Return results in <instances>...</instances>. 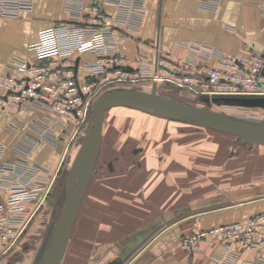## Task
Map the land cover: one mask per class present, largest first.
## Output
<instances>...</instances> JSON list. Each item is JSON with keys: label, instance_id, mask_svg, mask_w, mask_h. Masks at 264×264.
<instances>
[{"label": "crops", "instance_id": "obj_1", "mask_svg": "<svg viewBox=\"0 0 264 264\" xmlns=\"http://www.w3.org/2000/svg\"><path fill=\"white\" fill-rule=\"evenodd\" d=\"M208 1L144 0L141 25L135 38L124 43L126 53L134 58L139 47L146 51V58L152 60V45L159 37L162 50L173 61L188 58L190 50L184 42H197L225 53L249 49L264 56V0H217L213 7ZM68 2L32 0L31 7L20 10L16 17L0 15V75L9 72L8 62L13 55L36 60L35 50L29 47L39 40L40 32L58 22L73 20ZM99 2L106 11L115 12L113 5L103 0ZM75 58L77 62L79 58L80 63L95 59L91 53L76 55ZM213 61L212 57L200 59L205 65H211ZM210 97L217 104L226 103L239 109L264 108V94H217ZM107 110L146 111L125 106ZM107 110L95 165L59 264H224L221 258L225 249L219 241L201 240L197 248L191 250L181 246L180 239L198 229L240 221L264 212V161L262 166L251 169V172V163L247 164L244 184L208 193L200 187L183 190L179 196L183 199V207L177 212L175 194L172 193L166 205L160 207L155 183L148 184L146 188L148 192L154 187V195L137 196L135 176L117 164L123 152L113 158L106 157L103 165L100 164L101 169L97 170L101 146L105 142L104 145L110 148L114 143L111 131L107 140L104 138ZM114 116L111 115L112 119ZM90 125L91 113L83 120L75 121L36 106L0 111V143L4 146L0 162L19 166L38 164L50 170L36 179L30 178L22 168L12 174L27 189L38 185L41 190L24 203L22 212L26 221L15 240L0 252V264H39L44 257L65 202L72 162ZM166 128H171V125ZM125 131L127 133V129ZM124 139L123 146L136 143L132 154H141L144 147H148L143 144V139L136 142ZM23 146L28 147L26 153L20 150ZM152 148L149 152L153 154ZM170 152V157H173L174 146ZM151 153L141 159L145 157L153 162ZM216 156L215 151L214 161L210 162L214 171L222 163V158L217 161ZM198 161L202 162L200 158ZM127 183L131 185L130 191H126ZM98 194L104 196L101 201L83 202L85 195ZM7 195L6 191L0 190V203L5 202ZM192 198L196 199L191 203ZM160 209L165 211L161 216L158 215ZM235 264H241V260H236Z\"/></svg>", "mask_w": 264, "mask_h": 264}, {"label": "built area", "instance_id": "obj_2", "mask_svg": "<svg viewBox=\"0 0 264 264\" xmlns=\"http://www.w3.org/2000/svg\"><path fill=\"white\" fill-rule=\"evenodd\" d=\"M103 1L113 5L115 12L106 11L99 0H69L67 7L73 20L58 22L40 32L39 40L29 47L35 50L36 60L20 55L10 58L9 72L0 75V111L36 106L57 116L83 120L102 86L142 80H151L150 85L155 88L158 83L178 86L192 97L195 94H264V56L249 49L225 53L197 42H184L190 50L188 58L173 61L162 50L157 37L152 45V60L139 47L131 58L124 43L135 38L144 16V0ZM216 3L217 0L208 1L210 7ZM31 4L32 0H0V15L16 17ZM84 53H91L95 59L80 63L78 58L77 62L76 55ZM211 57L214 59L211 65L200 62ZM88 77H94L95 81L88 82ZM3 149L0 143V158ZM20 150L26 153L28 147ZM18 168L34 179L50 172L38 164L19 166L0 162V190L8 194L5 202L0 203V252L15 240L26 221L22 212L24 203L41 190L38 185L27 189L16 181L12 174ZM201 240H216L223 245L224 264H235L236 260H241V264H261L264 262V212L195 230L183 236L180 244L193 250Z\"/></svg>", "mask_w": 264, "mask_h": 264}, {"label": "rangeland", "instance_id": "obj_3", "mask_svg": "<svg viewBox=\"0 0 264 264\" xmlns=\"http://www.w3.org/2000/svg\"><path fill=\"white\" fill-rule=\"evenodd\" d=\"M144 84L148 85L142 87ZM150 84L151 80L124 83L114 82L102 86L99 93L122 88H144L149 90L153 87ZM167 84L158 83L156 91L161 95L190 105L204 107L227 116L256 122L257 125L264 128V108L258 109L260 110L258 111L257 109L243 107L239 109L227 106L226 103L217 104L210 95L195 94V97H192L182 88ZM90 113L91 109L89 108L87 115ZM111 115H115L113 119ZM105 123L104 138L107 140L108 133L111 131L114 143L110 148L108 145H104L105 142L101 146L97 170L101 169V165H103L106 157L113 158L115 155L123 152V157L120 156L122 160L119 159V163L117 164L135 176L137 181L136 186H138L136 188L137 196L145 198L150 193L154 195L156 192L154 187L151 191L148 190V192L146 188L148 184L155 183L157 184L156 189L159 195L160 207L174 193L176 212L178 211L177 209L183 207L181 206L183 205V199L179 197L183 190L188 191L200 187L202 191L208 193L224 190L232 185H241L247 179L244 169L248 163H251L249 165V172H251V169L255 170L263 165L264 144L243 142L236 135L203 127L189 119H176L166 115L150 113L149 111L123 112L107 110ZM168 124L171 125L169 129L166 128ZM133 128H136V130H132ZM124 138H130L132 139L130 141L133 142L143 139V144L148 145V147H144V152L141 154L139 152L136 155L132 154L133 146L136 143L123 146ZM78 144L77 142V146ZM173 146L174 156L170 157L172 155L170 151H172ZM151 148L153 149V154L149 152ZM215 151L217 153V161L222 158V163L219 165L217 171H214V165L210 164V162L213 163L214 161ZM148 153L153 155V162L152 160H147L145 157L141 159V157L143 158ZM167 154H169V158ZM199 158L202 162L198 161ZM236 174L237 176H234ZM129 186L131 185L127 183L126 191H130ZM126 193L128 194L129 192ZM103 197L102 194L95 196L85 195L83 202L101 201ZM195 199L192 198L189 202L192 203ZM187 210L189 211V207ZM164 212L160 209L158 215L161 216ZM181 213L183 212L181 211ZM176 217L177 214L174 218Z\"/></svg>", "mask_w": 264, "mask_h": 264}, {"label": "water", "instance_id": "obj_4", "mask_svg": "<svg viewBox=\"0 0 264 264\" xmlns=\"http://www.w3.org/2000/svg\"><path fill=\"white\" fill-rule=\"evenodd\" d=\"M75 70H77V62ZM87 81H95V78L88 77ZM116 106L138 108L176 119H189L203 127L236 135L243 142L264 144V128L256 122L227 116L161 95L156 91L155 86L150 90L122 88L101 93L92 104L91 125L72 162L65 202L56 220L45 255L39 264H59L63 257L79 205L95 165L102 137L104 112Z\"/></svg>", "mask_w": 264, "mask_h": 264}]
</instances>
